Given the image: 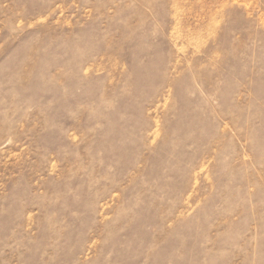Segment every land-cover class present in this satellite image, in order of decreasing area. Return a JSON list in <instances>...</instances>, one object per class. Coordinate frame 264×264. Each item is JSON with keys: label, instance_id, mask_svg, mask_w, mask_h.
Listing matches in <instances>:
<instances>
[{"label": "rangeland", "instance_id": "374dc122", "mask_svg": "<svg viewBox=\"0 0 264 264\" xmlns=\"http://www.w3.org/2000/svg\"><path fill=\"white\" fill-rule=\"evenodd\" d=\"M0 264H264V0H0Z\"/></svg>", "mask_w": 264, "mask_h": 264}]
</instances>
